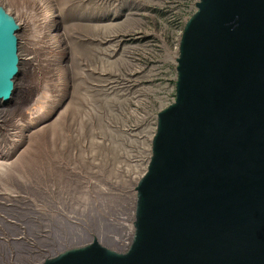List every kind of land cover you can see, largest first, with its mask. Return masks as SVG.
<instances>
[{
  "label": "water",
  "instance_id": "obj_1",
  "mask_svg": "<svg viewBox=\"0 0 264 264\" xmlns=\"http://www.w3.org/2000/svg\"><path fill=\"white\" fill-rule=\"evenodd\" d=\"M16 30L0 6V101ZM134 221L121 253L89 243L41 264H264V0H200L184 25Z\"/></svg>",
  "mask_w": 264,
  "mask_h": 264
},
{
  "label": "rangeland",
  "instance_id": "obj_2",
  "mask_svg": "<svg viewBox=\"0 0 264 264\" xmlns=\"http://www.w3.org/2000/svg\"><path fill=\"white\" fill-rule=\"evenodd\" d=\"M71 1L76 0H0V6L13 17L23 42L24 51L18 66L23 68L21 81L34 75L31 63L32 43L42 30L55 48L66 51L64 78L66 77L69 87V98L57 115L25 134V144L12 161L0 158V187L9 193H12L13 187L18 194L0 196V264H32L26 260H29L33 246L42 251L40 256L34 258L45 261L65 249L89 244L92 240L89 219L100 218L101 223L98 224L101 235L108 232L113 224L112 204H117L116 208L120 211L118 202L121 197L99 186V177L92 175L93 169L88 166L86 158L95 162V154L100 155V166L103 167H106L109 156L114 162L121 160L120 153L117 159L113 157V153L117 151V142L123 148L130 142V135L122 136L121 141L111 140L109 147L105 146L103 140L107 141L112 133L119 135L114 122L128 128L120 123L125 114L122 106L124 99L117 96L118 91L112 90V86L106 84L103 77L84 72L80 67L79 59L88 64L95 61L101 69H112L115 62L106 57L107 49L75 39L79 32L89 31L90 25L73 22L71 12L56 19L54 7ZM191 2L192 0H183L181 3L186 7ZM149 10L159 19H154V29H165L164 38L168 45L164 46L161 59V50L155 39L148 37L129 43H151L149 53L134 56L138 57V64L151 66L159 61L158 67L154 65L146 74L136 77L143 85L136 87L126 100L137 125H140L143 116L149 119L147 110L152 106L158 114L172 101L170 97L173 93L165 92V86H175L174 72L178 58L177 38L169 42V0L162 8L153 7ZM177 18L178 12L173 16L175 31L179 27ZM141 19L144 20L143 17ZM178 32L179 30L176 31ZM56 56H59L57 51ZM130 69L133 68L129 63L125 73L129 74ZM15 76L13 86L17 79ZM90 84L97 88L92 89ZM171 90L172 88L169 92ZM17 102L18 99L12 105L0 108L1 113L5 114L9 109L20 106ZM156 117L143 124L136 133L141 135L142 130L154 131ZM83 122L88 128V134L82 133ZM91 128L95 129V134L91 133ZM139 140L146 141L144 136ZM84 141L86 148L82 147ZM99 146L100 150L97 151ZM86 149L91 152L89 157L85 156ZM75 161H78V165ZM68 168L71 170L68 171ZM104 236L103 234L100 238ZM94 243L99 244L98 239ZM118 244L122 245V242ZM103 247L116 253L125 251L114 245Z\"/></svg>",
  "mask_w": 264,
  "mask_h": 264
},
{
  "label": "trees",
  "instance_id": "obj_3",
  "mask_svg": "<svg viewBox=\"0 0 264 264\" xmlns=\"http://www.w3.org/2000/svg\"><path fill=\"white\" fill-rule=\"evenodd\" d=\"M166 3L167 0H76L71 1V3H64L53 9L56 19L71 12L73 22L90 25L89 31L79 32L75 39L82 43L107 49L106 57L115 62V67L112 69H101L95 61L88 64L79 59V65L84 72L103 77L105 83L112 86V90L118 91L117 96L124 99L122 106L125 114L120 123H124L128 128H123L124 126L114 122V128L118 129L119 135L115 136L112 133L107 137L109 138L107 141L104 139V144L107 147L111 145V140L116 142L121 141L122 136L129 137L130 133L138 132L143 124L149 120L152 121L153 117L157 116V111L152 106L147 110L150 115L149 119H145L143 116L140 125H137L135 124V117L129 110L128 102H126L128 96L136 87L143 85V82L136 77L146 74L154 65L158 67L159 63L157 61V64H152L151 66L142 63L138 64V57H134L141 55L143 52L145 54L149 53L151 51L150 41H146L142 45L129 43L135 40L139 42L151 37L158 42L162 59L163 48L168 45L164 38L165 29L163 27L154 29V19L156 21L159 19L151 14L149 9L153 7L162 8ZM71 7L72 10L70 9ZM142 17L144 20L141 19ZM56 51L59 56H56ZM31 55L34 75H31L25 81H21L20 75L23 68L20 66L15 76L17 79L15 80L12 94L7 102L0 103V108L12 105L16 99H18L17 104H21L9 109L5 114L0 111V158L7 162L12 161L17 152L24 146L25 134L38 125L52 120L69 98L68 82L66 77L64 78L65 49L59 50L55 48L51 39L44 31L40 30L37 33L36 40L32 43ZM129 63L133 69H130L129 74H127L125 72ZM89 86L92 89L97 88L94 84ZM171 88L172 90L169 92ZM166 91L173 93L174 86L170 84L168 87L166 85ZM82 133L88 134V128L84 122ZM91 133L95 134L94 128H91ZM82 147L86 148L85 141ZM98 150H100V146L99 148L97 147ZM90 154L91 152L86 149L85 156L89 157ZM94 159L95 162L93 159L86 158V162L93 169L91 171L92 175L99 177V186L106 188L112 193L121 195V179L124 174V166L115 164L110 156L109 161L104 156V159L108 161L106 167L100 166V155L95 154ZM75 164L78 165V161H75ZM70 170L71 168H68V171ZM1 176L2 174H0V180H2ZM12 195H18L13 190V187L12 193L0 187V196ZM98 223L96 217L89 219L88 226L91 236L96 235ZM130 238L128 244H130ZM30 251L29 260L26 261H31L32 264L36 262L41 264L43 261H39L34 257L40 256L42 251L35 246ZM27 264L29 263L27 262Z\"/></svg>",
  "mask_w": 264,
  "mask_h": 264
},
{
  "label": "bare ground",
  "instance_id": "obj_4",
  "mask_svg": "<svg viewBox=\"0 0 264 264\" xmlns=\"http://www.w3.org/2000/svg\"><path fill=\"white\" fill-rule=\"evenodd\" d=\"M16 45H17V69L20 64L23 55V42L19 36L18 28L15 32ZM12 92V91H11ZM11 95V94H10ZM9 99V98H8ZM6 101H0L4 103ZM156 121L154 124V131L146 132L142 130V134L133 132L130 133V142L124 146H121L117 142V146L114 151L113 157L118 158V153L122 155L120 161L115 164L124 166V174L121 179V205L123 208V230L128 237H133L135 229V196H136V185L141 176L145 173L148 161L151 156V141L155 132ZM144 136L146 141H141V137ZM126 147V148H125ZM113 160V159H112ZM114 161V160H113ZM124 249L126 250L129 246L128 240L124 242Z\"/></svg>",
  "mask_w": 264,
  "mask_h": 264
},
{
  "label": "crops",
  "instance_id": "obj_5",
  "mask_svg": "<svg viewBox=\"0 0 264 264\" xmlns=\"http://www.w3.org/2000/svg\"><path fill=\"white\" fill-rule=\"evenodd\" d=\"M118 204L120 206V211L117 210V208H116L117 204H112V206H111V208H112V215H111L112 217L111 218L113 219L111 221H113V224H112V226H110V229L108 230V232L105 231L104 233H102L101 235L104 234L105 236L100 238V236H101L100 235V229L101 228L99 227V224H98L96 235H94V236L90 235V237H92L90 244L94 243V241L96 239H98L99 244L98 243H96V244H98L100 246H101V244H102V246L114 245L116 247L119 246L120 250H125L123 245H124L125 240H127V236L123 230V222L122 221H123V214L124 213H123V208L121 205V198H120V201L118 202ZM96 218L98 219V222L101 223L100 218H98V217H96ZM93 238H94V240H93ZM119 242H122V245H119L118 244Z\"/></svg>",
  "mask_w": 264,
  "mask_h": 264
},
{
  "label": "built area",
  "instance_id": "obj_6",
  "mask_svg": "<svg viewBox=\"0 0 264 264\" xmlns=\"http://www.w3.org/2000/svg\"><path fill=\"white\" fill-rule=\"evenodd\" d=\"M183 0H170L169 1V41L177 38L176 41L179 43V39L183 30L184 25L189 20V18L195 13V11L198 8V5L200 3V0H192V2L187 5L186 7L181 3ZM179 6L178 8H176ZM184 6V7H183ZM175 9L177 11H175ZM180 11V12H179ZM178 12V21H179V27L177 30H179L178 33H176L175 29H173V16L175 17V13ZM178 52V51H177ZM175 79L176 80V63H175ZM172 102L174 101V92L171 95ZM171 102V103H172Z\"/></svg>",
  "mask_w": 264,
  "mask_h": 264
}]
</instances>
